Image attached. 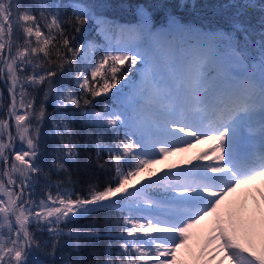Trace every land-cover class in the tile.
<instances>
[{
	"label": "snow or ice",
	"instance_id": "obj_1",
	"mask_svg": "<svg viewBox=\"0 0 264 264\" xmlns=\"http://www.w3.org/2000/svg\"><path fill=\"white\" fill-rule=\"evenodd\" d=\"M222 7L225 26L199 31L176 13L157 28L144 7L125 27L78 0H0V264H45L37 258L45 249L50 257L68 249L63 264H181L177 253L188 248L190 230L209 216L204 264H264V213L257 219L256 209L229 199L264 175V4ZM90 19L106 41L99 57L90 54L93 41L75 35ZM184 35L197 43L178 45ZM185 136L214 141L211 156L201 157L211 162L142 184V174L155 175L157 157L191 146ZM88 145L96 157L86 166L110 165L115 175L81 195L64 185ZM113 209L122 217L115 251L80 256L79 241L100 234L69 225Z\"/></svg>",
	"mask_w": 264,
	"mask_h": 264
},
{
	"label": "trees",
	"instance_id": "obj_2",
	"mask_svg": "<svg viewBox=\"0 0 264 264\" xmlns=\"http://www.w3.org/2000/svg\"><path fill=\"white\" fill-rule=\"evenodd\" d=\"M77 2V0H62L64 4H70ZM78 2L85 4L94 9L98 16H103L110 20L114 24L133 23L137 24L139 16L138 9L141 7L147 8L153 16V20L157 25V28L163 26L165 16L169 13H176L177 18L183 22L189 24L193 29L209 31L218 29L225 26V22L228 19V9L222 6H226L233 0H78ZM257 5L264 4V0H256ZM167 5V7H165ZM186 5V6H180ZM70 12L71 9L69 8ZM253 23L259 19L260 12L257 10L252 13ZM160 25V26H159ZM79 42L87 43L91 40L97 45V50L91 52V55L99 57L101 52L99 48L102 47L106 41L103 35H101L96 19H90L82 26L80 33L75 34ZM66 83H70L65 79ZM2 87V86H0ZM6 96V90L4 91ZM98 101L101 98H97ZM103 103L110 104L112 101L109 98H103ZM101 107L100 103L96 104V110ZM46 111L49 119L56 115L55 106L52 101L46 103ZM77 128H80L79 123L76 124ZM49 131L48 126H45V133ZM92 131V129H88ZM110 136L111 133H108ZM51 136H48V147L51 148ZM108 141H105L107 143ZM83 144V141H81ZM80 162L78 165L73 164L71 167V179L64 185L69 191L78 192L83 195L88 185L94 184L98 188L102 189L115 175L114 170L110 165L104 167L86 166L85 161L87 159L95 160L96 150L93 145L81 147L79 149ZM103 160H107V153L103 155ZM127 170V169H125ZM153 169L151 168V172ZM154 172V171H153ZM147 174H142L138 179L146 177ZM55 180L56 177L53 176ZM55 191V189H53ZM150 193L162 194V188L152 187L149 189ZM160 196V195H156ZM122 219L119 209L113 210H97L86 216L75 218L73 223L69 225L74 231L79 230L83 232L99 233L100 237L94 240H81L79 241L81 248L79 255L85 259L88 258L90 252H96L100 254V258H103L104 252L107 248L112 247L115 251V246L120 243L114 237L115 233L120 230L119 221ZM49 249H45L41 253H37V258L45 261V264H49V261H54V264H63L64 255L67 254L68 249H64L63 252L57 251L55 256H48L46 253ZM77 253L72 254V258H77ZM204 257L201 259L203 262ZM203 264V263H202ZM215 264V261L212 262Z\"/></svg>",
	"mask_w": 264,
	"mask_h": 264
},
{
	"label": "rangeland",
	"instance_id": "obj_3",
	"mask_svg": "<svg viewBox=\"0 0 264 264\" xmlns=\"http://www.w3.org/2000/svg\"><path fill=\"white\" fill-rule=\"evenodd\" d=\"M102 19L108 20L107 18L101 17ZM125 26V25H122ZM125 27H133V26H125ZM192 38H196L195 35H190ZM184 37V36H183ZM183 37L176 38V43L178 45L186 44L184 42ZM193 41V40H191ZM197 40H194L192 44H196ZM192 150L190 147L187 150L189 152ZM158 162L151 166V168H155V175L146 176L140 179L141 183H146L147 179L155 180L158 176H163L166 172H178L183 169V166L187 162V156L182 157L178 154L177 151L172 152L171 154L165 156L163 159L157 157ZM199 164L198 161L195 162L194 166ZM140 178V177H139ZM258 180H260L258 182ZM136 187L139 188L140 184H136ZM133 191V189H130ZM264 193V175L256 177L250 184L244 185L243 188H240L237 193L232 194L229 198L233 202H239L246 209L252 210L256 209V216L259 219V216L264 213V201L261 200L260 194ZM154 199H160L158 197H154ZM160 219H164L163 216H160ZM215 220L214 216L206 217L199 224L195 225L190 230L189 239L187 241L188 248H181L177 253V259L181 262V264H198L199 257L201 255L200 244L203 242L204 238L207 235H210L209 228L213 225ZM153 235H156L155 233ZM190 249V250H189ZM202 256V255H201ZM221 257L218 256L219 260ZM223 264H230L228 259H224Z\"/></svg>",
	"mask_w": 264,
	"mask_h": 264
},
{
	"label": "bare ground",
	"instance_id": "obj_4",
	"mask_svg": "<svg viewBox=\"0 0 264 264\" xmlns=\"http://www.w3.org/2000/svg\"><path fill=\"white\" fill-rule=\"evenodd\" d=\"M183 135V134H181ZM185 139L188 141H191V146H188L187 144H179V147L182 148V151H177L179 155L182 157L187 156L188 160L183 166V169H191L194 167V164L196 161L199 162L198 165L207 164L210 163V159H201V157L208 153L209 157L211 156L212 149L214 147L215 142L212 140H201L199 142L192 140L191 137H186ZM189 147L192 149L189 152L187 150ZM260 180H258L259 182ZM243 188V186L241 187ZM232 196V195H231ZM230 196V197H231Z\"/></svg>",
	"mask_w": 264,
	"mask_h": 264
}]
</instances>
